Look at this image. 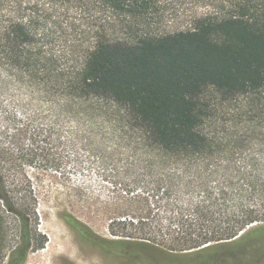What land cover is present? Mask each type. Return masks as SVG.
<instances>
[{
    "label": "trees",
    "instance_id": "obj_1",
    "mask_svg": "<svg viewBox=\"0 0 264 264\" xmlns=\"http://www.w3.org/2000/svg\"><path fill=\"white\" fill-rule=\"evenodd\" d=\"M209 2L161 32L159 0H0V204L17 219L6 256L0 210V264L45 243L6 182L37 200L49 175L82 204L85 171L119 205L110 238L59 215L101 255L264 263V0Z\"/></svg>",
    "mask_w": 264,
    "mask_h": 264
},
{
    "label": "rangeland",
    "instance_id": "obj_2",
    "mask_svg": "<svg viewBox=\"0 0 264 264\" xmlns=\"http://www.w3.org/2000/svg\"><path fill=\"white\" fill-rule=\"evenodd\" d=\"M210 0H159V7L165 11V17L160 23L159 31H178L190 27L191 16L199 14L211 7ZM225 111V109H224ZM223 111V112H224ZM28 176L34 174L31 169L26 171ZM72 184L80 185L88 200L82 204L67 199L60 187L50 181L49 175L44 176L42 184L31 180V190L37 196V200L32 198L21 201L16 197V193L21 189L8 180L6 191L10 193L9 203H17L20 207L34 210L30 216V221L37 229V234L44 240V248L30 251L24 264H122L119 260L109 259L101 255L96 250L83 244L79 237L66 225L61 216V212L69 213L71 216L82 221L95 233L110 238L107 231L111 215L117 213L119 205L112 202L108 197L106 182H102L94 171L70 173ZM1 216L6 227L5 240L8 249L17 238V219L5 211L0 204ZM33 211V212H34ZM224 253V251H220ZM197 252L180 260L192 264V257ZM204 256L207 252H199ZM7 258L2 264H6ZM200 264H231L224 258H220L214 263L201 262ZM264 264V263H263Z\"/></svg>",
    "mask_w": 264,
    "mask_h": 264
},
{
    "label": "water",
    "instance_id": "obj_3",
    "mask_svg": "<svg viewBox=\"0 0 264 264\" xmlns=\"http://www.w3.org/2000/svg\"><path fill=\"white\" fill-rule=\"evenodd\" d=\"M249 228H247L246 230H248Z\"/></svg>",
    "mask_w": 264,
    "mask_h": 264
}]
</instances>
